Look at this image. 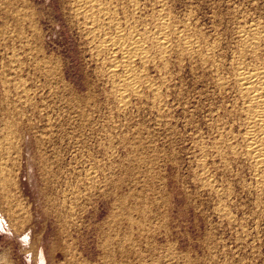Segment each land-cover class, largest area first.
I'll return each mask as SVG.
<instances>
[{
  "label": "rangeland",
  "instance_id": "374dc122",
  "mask_svg": "<svg viewBox=\"0 0 264 264\" xmlns=\"http://www.w3.org/2000/svg\"><path fill=\"white\" fill-rule=\"evenodd\" d=\"M99 1L0 0V264H264V0Z\"/></svg>",
  "mask_w": 264,
  "mask_h": 264
},
{
  "label": "bare ground",
  "instance_id": "6f19581e",
  "mask_svg": "<svg viewBox=\"0 0 264 264\" xmlns=\"http://www.w3.org/2000/svg\"><path fill=\"white\" fill-rule=\"evenodd\" d=\"M90 2L93 3H98L99 0H89ZM100 2V1H99ZM90 4V3H89ZM94 4V5H95ZM93 5V4H92ZM96 7V5H95ZM164 25V23H163ZM163 33V32H162ZM160 39V38H159ZM162 40L160 43V49L158 50L159 53L162 55H164L167 52V46H165V41L167 40L165 36L161 37ZM122 41V40H121ZM135 41V40H134ZM132 41V42H134ZM126 42V41H125ZM141 44V41H138ZM114 44V43H113ZM130 44V43H129ZM192 47V46H191ZM148 53L144 51V49L141 47V45H139V43L134 42L132 44V46H130L127 51H126V60L124 62H126V65L129 64L131 61L135 60L136 58L141 59L142 60H147L149 59ZM125 65V66H126ZM128 66V65H127ZM129 67V66H128ZM125 68V67H124ZM115 72V71H114ZM110 73V72H109ZM240 81V88L243 92H246L247 94L251 95L252 97L250 98L249 101V112L251 113V117L253 118V124H254V129H252L254 131V134L251 135L250 139L248 141H250L251 145H252V153L255 155L254 157L258 159V164H260L262 166V170L264 169V151L263 149H259L257 147V141L261 140L260 142H262V145L260 143V145L263 147V143H264V71L263 72H254V73H244L242 74ZM131 85V83L129 84V86ZM133 86V85H132ZM134 89V88H133ZM251 118V119H252ZM15 121V120H14ZM15 124H13L14 126ZM8 126V125H7ZM11 127V126H10ZM15 129V128H14ZM18 129V127H17ZM12 130V129H11ZM252 131V132H253ZM12 133V132H11ZM17 133H15L16 135ZM249 137V136H248ZM255 146V147H254ZM259 146V147H261ZM2 148V147H1ZM250 148V149H251ZM5 153V152H4ZM19 156V155H18ZM5 168V167H4ZM4 170V169H3ZM3 176H5L3 174ZM2 178V177H1ZM6 180V178H2L0 180ZM3 181V182H4ZM2 182V183H3ZM7 183V185H13L12 182L8 179L5 181ZM4 182V184H5ZM6 185V186H7ZM4 186V185H3ZM8 186V187H10ZM5 188V187H3ZM5 191V190H4ZM3 196V195H2ZM4 220H2L0 218V228H4ZM24 241L26 243L30 242V236L29 234L26 235L24 237Z\"/></svg>",
  "mask_w": 264,
  "mask_h": 264
}]
</instances>
